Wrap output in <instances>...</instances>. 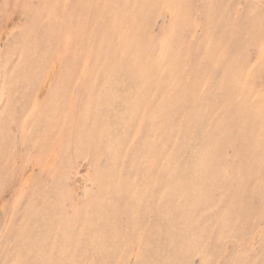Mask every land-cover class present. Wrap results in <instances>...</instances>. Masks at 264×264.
<instances>
[{
    "label": "rangeland",
    "instance_id": "1",
    "mask_svg": "<svg viewBox=\"0 0 264 264\" xmlns=\"http://www.w3.org/2000/svg\"><path fill=\"white\" fill-rule=\"evenodd\" d=\"M0 264H264V0H0Z\"/></svg>",
    "mask_w": 264,
    "mask_h": 264
}]
</instances>
